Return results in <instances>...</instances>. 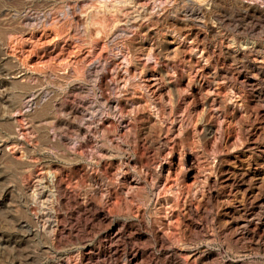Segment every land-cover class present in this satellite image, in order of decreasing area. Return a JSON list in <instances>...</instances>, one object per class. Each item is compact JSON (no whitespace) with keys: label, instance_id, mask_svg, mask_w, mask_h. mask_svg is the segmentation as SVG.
<instances>
[{"label":"rangeland","instance_id":"1","mask_svg":"<svg viewBox=\"0 0 264 264\" xmlns=\"http://www.w3.org/2000/svg\"><path fill=\"white\" fill-rule=\"evenodd\" d=\"M263 54L264 0H0V264H264Z\"/></svg>","mask_w":264,"mask_h":264},{"label":"bare ground","instance_id":"2","mask_svg":"<svg viewBox=\"0 0 264 264\" xmlns=\"http://www.w3.org/2000/svg\"><path fill=\"white\" fill-rule=\"evenodd\" d=\"M161 1V0H160ZM235 1H237V0H235ZM239 1V0H238ZM243 1V0H242ZM124 2V1H123ZM142 2V1H141ZM140 2V3H141ZM145 2H147V1H145ZM157 2H159V1H157ZM149 3V2H148ZM156 3V2H155ZM243 3V2H242ZM246 3V2H245ZM160 4H162V3H160ZM159 5V4H158ZM256 5V4H255ZM254 5V6H255ZM144 6V5H143ZM157 6V5H156ZM239 6V5H238ZM142 7V6H141ZM140 7V8H141ZM155 7V6H154ZM246 7V6H245ZM244 7V8H245ZM248 7H249V5H248ZM189 8V7H188ZM243 8V9H244ZM121 9V8H120ZM150 9H151V7H150ZM155 9V8H154ZM153 9V10H154ZM201 9V8H200ZM243 9H241L242 11H243ZM255 9H256V7H255ZM259 9V8H258ZM139 10V9H138ZM148 5H146L145 4V6H144V12L145 13H147L148 11ZM126 11V10H125ZM124 11V12H125ZM185 11V10H184ZM186 11H187V9H186ZM189 12H190V14H191V16H193V17H195V18H197V17H199V15H200V12L201 11H199V9H193L192 7H190V9L188 10ZM244 11H245V9H244ZM247 11V10H246ZM258 11V10H257ZM260 11H261V9H260ZM127 13L129 12V11H126ZM134 12V11H133ZM259 12V11H258ZM138 13H139V11H138ZM137 13V14H138ZM151 13V12H150ZM262 13V12H261ZM147 14H149V13H147ZM146 14V15H147ZM252 14H253V12H252ZM251 14V15H252ZM121 15V14H120ZM129 15H130V13H129ZM146 15H144L145 17H146ZM155 16V14H153V12H152V14H151V16ZM184 15V14H183ZM186 15H188V14H186ZM202 15V14H201ZM244 15V14H243ZM247 15H248V12H247ZM262 15V14H261ZM132 16V15H131ZM144 16H142L141 15V17H144ZM244 16H246V15H244ZM256 16V15H255ZM124 17H126V15L124 16ZM136 17V16H135ZM135 17H131L130 19H134ZM138 18H139V16H137ZM137 17H136V19H137ZM144 17V18H145ZM148 17H150V15H147V17L146 18H148ZM240 17V16H239ZM187 18V17H186ZM242 18V17H241ZM128 19V18H127ZM136 19H134V20H136ZM198 20H200L199 18H197ZM251 19H253V18H251ZM256 19H260V16H259V18H257L256 17ZM144 20V19H143ZM242 20H243V18H242ZM138 21V20H137ZM140 21H142L141 19H140ZM245 21V20H244ZM129 22V21H128ZM196 22V21H195ZM252 23V22H251ZM127 24V23H126ZM125 24V25H126ZM143 25V24H142ZM252 25V24H251ZM250 25V26H251ZM131 26H133V25H131ZM130 26V27H131ZM139 27H140V23H139V25H138ZM249 26V25H248ZM142 27V26H141ZM249 28H251V27H249ZM246 30V29H245ZM136 32V31H135ZM246 42V41H245ZM244 43V42H243ZM253 44V43H252ZM257 44V43H256ZM254 45V44H253ZM243 46H246V45H244L243 44ZM248 46V45H247ZM246 46V47H247ZM252 47V46H251ZM245 50H246V48H244ZM249 48H247V50H248ZM27 50V49H26ZM252 50H253V48H252ZM253 52V51H252ZM252 52H251V54H252ZM256 52V51H255ZM259 52V51H258ZM262 52V51H261ZM260 53V52H259ZM258 53V54H259ZM263 53V52H262ZM249 54H250V51H249ZM248 54V52H247V55H249ZM253 54H255V53H253ZM116 56V55H115ZM126 56V55H125ZM263 56H264V54H263ZM113 57V56H112ZM123 57V56H122ZM257 57V56H256ZM261 57V56H260ZM124 58V57H123ZM127 58V57H126ZM126 58H124L125 60H126ZM127 59H130V58H127ZM264 59V58H263ZM247 60V59H246ZM250 60H251V58H250ZM250 60H248V62L250 61ZM252 60L253 61H257V62H261L262 63V61H264V60H262L261 61V58L260 59H257V58H252ZM114 61V60H113ZM125 62H127V61H125ZM116 62H114V64H115ZM118 63V62H117ZM116 63V64H117ZM113 64V65H114ZM253 64V63H252ZM112 65V64H111ZM118 65V64H117ZM123 65H125V64H123ZM256 65V69H260V71H261V64H259V66H257V64H255ZM114 66H116V65H114ZM253 66V65H252ZM112 67L113 66H111V69H112ZM117 67V66H116ZM134 69V68H133ZM129 71V69L126 71L125 70V72H128ZM195 72V71H194ZM250 72V71H249ZM256 72H258V71H256ZM110 73V72H109ZM130 74H132V73H130ZM140 73H138L137 75H139ZM243 74V73H242ZM251 74H253V73H251ZM193 75V74H192ZM124 76V75H123ZM142 76V75H141ZM154 76V75H153ZM119 77V76H118ZM134 77V76H133ZM123 79H124V77H122ZM122 78H120V79H122ZM126 78V77H125ZM130 78V77H129ZM257 78H258V76H257ZM260 79V78H259ZM149 80H153L154 82H155V76H154V78H152V76L149 78H146V81H149ZM242 80V79H241ZM251 80V78L250 77H248V79H247V81H250ZM255 80V79H254ZM258 80V79H257ZM144 81V80H143ZM260 81V80H259ZM117 82V81H116ZM154 82H151V83H147L148 85L147 86H149V88L151 89V93H155L158 89L155 87V85L156 84H153ZM255 82H257V81H255ZM254 82V83H255ZM114 83V82H113ZM104 84V83H103ZM124 84V83H123ZM139 84V83H138ZM142 84H144V83H142ZM245 84V83H244ZM261 84V83H260ZM245 85H248L247 83L245 84ZM255 85V84H254ZM145 86V85H144ZM256 86V85H255ZM139 87V86H138ZM254 87V86H253ZM251 88H252V86H251ZM257 88V87H256ZM253 90V89H252ZM211 91V90H210ZM207 92V91H206ZM209 93V92H208ZM153 95V94H152ZM161 95V94H160ZM154 96V95H153ZM159 96V95H158ZM244 101V100H243ZM130 102V101H129ZM126 104V103H125ZM136 104V103H135ZM247 104V103H246ZM120 108H121V110H124L126 107H125V105L124 104H122V106H120ZM131 108H133V107H131ZM127 109V108H126ZM125 109V110H126ZM133 110V109H132ZM136 111V110H135ZM247 111V110H246ZM250 111H252V110H250ZM123 112V111H122ZM128 112H130V111H128ZM134 112V111H133ZM141 112V111H140ZM131 113V112H130ZM135 113V112H134ZM246 113V112H245ZM249 113V112H248ZM254 113V112H253ZM252 113V114H253ZM157 114V113H156ZM249 115H250V113H249ZM124 116V115H123ZM248 116V115H247ZM253 116V115H252ZM255 116V115H254ZM258 116V115H257ZM161 117V116H160ZM249 117V116H248ZM250 118V117H249ZM248 118V119H249ZM253 118V117H252ZM260 118V117H259ZM247 119V118H246ZM251 119V118H250ZM258 119V118H257ZM223 120V119H222ZM251 120H253V119H251ZM250 120V121H251ZM171 121V120H170ZM255 121V120H254ZM257 121V120H256ZM260 121V120H259ZM128 122V121H127ZM126 122V123H127ZM252 122V121H251ZM258 122V121H257ZM248 123V122H247ZM253 123V122H252ZM260 123V122H259ZM127 124H129V123H127ZM230 124V123H229ZM229 124H227L228 126H229ZM233 124V123H232ZM243 124V123H242ZM104 125V124H103ZM125 125V124H124ZM124 125H123V127H124ZM226 125V126H227ZM248 125V124H247ZM129 126V125H128ZM233 126V125H232ZM231 126V127H232ZM245 126V125H244ZM249 126H250V124H249ZM221 127V126H220ZM219 127V128H220ZM256 127H258L257 125H256ZM125 128H127V126L125 127ZM218 128V129H219ZM223 128H224V126H223ZM249 128H251V127H249ZM232 129H234L233 127H232ZM240 130L242 129V127L241 128H239ZM255 129V128H254ZM219 130H221V129H219ZM260 130V129H259ZM244 131V130H243ZM247 131V130H246ZM244 132L245 133V135L247 136L245 139L247 140L248 139V134H247V132ZM253 131V130H252ZM231 132H233V131H231ZM240 132H242V130L240 131ZM257 132H259V131H257ZM223 133V132H222ZM229 133V132H228ZM250 134V133H249ZM252 134H256V131L254 130L253 132H252ZM259 134V133H258ZM224 135V134H223ZM238 135H240V134H238ZM243 135V134H242ZM259 136H260V134H259ZM237 137V136H236ZM240 137H241V135H240ZM240 137H239V139H240ZM243 137V136H242ZM245 137V136H244ZM255 138H258V137H255ZM255 138H254V140H255ZM260 138V137H259ZM242 139V138H241ZM244 139V140H245ZM252 139V141H253V138H251ZM243 140V139H242ZM247 141H249V140H247ZM253 146V145H252ZM257 147V146H256ZM247 149H249V148H247ZM261 150V149H260ZM249 151V150H248ZM259 151V150H258ZM258 156V155H257ZM248 159V158H247ZM257 163V162H256ZM260 163H261V161H260ZM246 165V164H245ZM258 165H259V163H258ZM176 166V165H175ZM235 166V165H234ZM246 167V166H245ZM244 167V170H243V173L242 174H240V175H242V180H241V182H239V186L240 187H238V189H239V191L237 192L236 191V193L237 194H235L234 196H236V197H238L239 199V205H238V211L241 213L240 214V216H241V218H242V220H241V218H240V216H239V218H240V221H238V225H239V227H240V230H241V233L242 234H248V232H249V230H252V231H254L255 229H257V230H260L261 231V227H264V220L262 221L261 220V218H257L258 220H255L254 219V215H255V213L256 212H254V206H253V202L255 203H257V207H259V208H261V171H256V170H252L250 167H249V165L245 168ZM261 167V166H260ZM242 169V168H241ZM239 173V172H238ZM237 174V173H236ZM235 174V175H236ZM232 175V174H231ZM234 175V174H233ZM240 178V177H239ZM234 180V179H233ZM237 184V183H236ZM237 199V198H236ZM236 209V210H237ZM239 214V213H238ZM257 217V216H256ZM234 218H235V216H234ZM234 218H233V220H234ZM235 219H238V218H235ZM236 221V220H235ZM249 228H252V229H249ZM264 231V230H263ZM256 233V232H255ZM252 236V235H251ZM261 236V235H260Z\"/></svg>","mask_w":264,"mask_h":264}]
</instances>
